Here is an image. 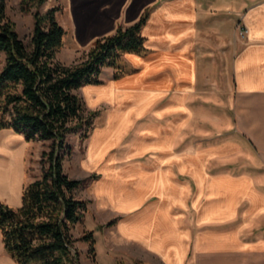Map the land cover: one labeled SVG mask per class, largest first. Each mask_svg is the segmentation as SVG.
I'll return each mask as SVG.
<instances>
[{"label": "crops", "instance_id": "0c3cea01", "mask_svg": "<svg viewBox=\"0 0 264 264\" xmlns=\"http://www.w3.org/2000/svg\"><path fill=\"white\" fill-rule=\"evenodd\" d=\"M68 4L71 21L77 29L76 37L86 44L113 33L121 21L131 24L147 10L153 11L144 33L149 37L147 46L154 54L147 58L133 55L141 67L134 78L107 85H85L93 101L106 96L126 101L132 97L130 89L133 87L138 90L136 96H151L150 102L159 96H205L206 70L211 65L227 77L231 96H239L248 117L251 109L260 107L264 117V0H68ZM239 23L248 30L243 40ZM213 78L217 85V74ZM149 101L135 98L131 108L119 106L113 110L110 124L96 130L92 137L88 166L106 154L113 137L122 134L132 113L140 111ZM159 116L156 110L157 119L148 121L135 143L129 146L131 156L155 153L151 163L139 158L121 162L113 156L105 164L106 177L97 181L94 194L103 209L131 214L120 221L121 234L135 238L142 251L160 255L166 262L185 264L191 250L181 241L172 215L176 195L170 165L175 164L176 159L172 155L163 158L161 151L165 149L170 153L174 139L168 131L161 136ZM18 136L23 137L13 129H0V172H3L0 173V197H10L13 180L18 195L13 207L22 203L27 168L26 141L17 144L14 139ZM16 149L21 155L19 163L14 164L12 160L13 165L11 155ZM235 180L223 174L210 178L207 185L210 193L200 210L205 231L196 238L191 264H264V204L257 206L254 202L253 208L246 210L247 218L262 213V224L241 220L240 189ZM148 196L157 199L147 205ZM257 227L261 228L259 232L244 238L243 228ZM187 228L184 234L190 236ZM171 240H179L180 244L173 246ZM175 253L178 258L171 257ZM0 264H16L5 248L1 228Z\"/></svg>", "mask_w": 264, "mask_h": 264}, {"label": "rangeland", "instance_id": "374dc122", "mask_svg": "<svg viewBox=\"0 0 264 264\" xmlns=\"http://www.w3.org/2000/svg\"><path fill=\"white\" fill-rule=\"evenodd\" d=\"M20 1L8 0V14L16 22L20 35L26 42H29L34 28V14L22 11ZM52 6H60L58 19L66 29L64 45L57 57L69 64L79 61L96 38L88 44L78 40L77 29L71 21L68 0H48L41 10H47ZM152 12L149 13L150 17ZM120 24L126 23L121 21ZM242 26L244 24H238L241 40L247 35L241 32ZM154 52L152 48H149L143 53H126L121 61L123 70L121 75L115 77L114 68L104 67L101 75L103 82L100 85L134 78L141 67L133 55L147 58ZM4 59L5 54L0 52V70ZM206 73L207 84L204 89L207 93L205 96H159L154 102H150L151 96H136L138 90L133 87L130 89L132 97L126 101L121 102L110 96L93 101L86 92L87 87L81 88L80 93L83 95L88 110H100V113L88 137H83L80 133L69 136L68 142L72 146V152L64 161L65 171L71 177L85 181L78 194L91 199L86 219L78 224L75 230V236L78 238L76 245L80 251V264H176L166 262L160 255L142 251L135 238L130 239L123 236L119 223L131 214L103 209L99 197H95L94 194V186L97 181L106 177L104 167L113 156L116 155L121 162L139 158L146 163H151L152 157L156 156L155 153L144 152L131 156L129 146L135 143L148 121L157 119L156 110L160 112L158 121L161 136L168 131L174 139V148H171L170 153L164 151L165 149L161 151L164 152L162 153L163 158L172 155L176 159V163L170 165L175 176L173 192L176 195L172 215L178 224L177 231L181 234V241H185L191 250L189 255H186L185 264H191L195 253L196 238L198 234L205 231L201 223L200 210L210 193L207 187L210 178L221 174L226 177L233 176L236 179L234 183L240 189L241 220L247 222L253 220L262 224V213L252 214L250 218L246 217V210L252 209L254 202L257 206L264 204V117L262 108L251 109L248 117L246 108H242L239 102V96H231V86L226 84L227 77L222 75V70L210 65ZM216 74L218 76L217 85L213 78ZM135 98L137 101L141 99L150 101L140 111L136 110L132 113L122 134L119 137H113L106 154L98 162L88 166L86 164L89 160L88 148L95 131L110 124L111 113L117 107L131 108L135 104ZM23 140L26 141L24 146L27 165L25 187L32 180L40 177L42 152L48 148V142L28 141L24 136L22 138L18 136L15 139L17 144L24 142ZM15 155L12 160L14 164H17L21 152L17 151ZM0 173L3 174V172ZM11 191L10 197L5 196L4 199L0 197V199L9 204L12 202L10 205L14 206L13 203L18 201V195L15 193L16 186L13 180ZM255 192H257L256 201L253 200ZM148 199L146 204L150 205L157 197L151 196ZM185 227H188L190 236H185ZM260 229L258 227L243 228L242 234L246 238L248 235L259 232ZM89 231H93L96 237L95 252L90 250L89 243L84 239ZM171 244L174 246L180 244V241L171 240ZM171 257L178 258L176 253Z\"/></svg>", "mask_w": 264, "mask_h": 264}, {"label": "trees", "instance_id": "16d2710c", "mask_svg": "<svg viewBox=\"0 0 264 264\" xmlns=\"http://www.w3.org/2000/svg\"><path fill=\"white\" fill-rule=\"evenodd\" d=\"M48 0H21L24 12H33L29 42L8 14V0H0V129L10 128L28 141L48 142L42 152V173L23 190L22 203L13 207L0 199V228L5 248L16 264H80L75 230L88 213L90 200L78 195L83 179L71 177L64 161L72 152L68 138L88 137L100 110H88L80 89L100 84L104 67L120 76L126 53L149 48L144 33L150 10L131 24H120L96 38L83 58L65 63L57 54L64 45L65 27L60 6L41 10ZM96 250L93 231L85 234Z\"/></svg>", "mask_w": 264, "mask_h": 264}, {"label": "bare ground", "instance_id": "6f19581e", "mask_svg": "<svg viewBox=\"0 0 264 264\" xmlns=\"http://www.w3.org/2000/svg\"><path fill=\"white\" fill-rule=\"evenodd\" d=\"M100 132H101V131H100ZM97 133H98V132H97ZM98 134H99V133H98ZM98 134H97V135H98ZM17 139H18V138H17ZM14 140H15V139H14ZM0 141L2 142V140H0ZM3 142H4V140H3ZM5 142H6V141H5ZM5 142H4V143H5ZM108 144H109V143H108ZM100 146H101V145H100ZM107 146H108V145H107ZM107 146H106V147H107ZM104 149H106V148H104ZM98 150H99V148H98ZM17 151H18V149H16V150L14 151V154L11 155V162H12L13 157L16 156L15 154H16ZM93 151H94V149H93ZM101 151H102V150H101ZM101 151H99V152H101ZM104 152H105V151H104ZM96 153H97V151H96ZM93 155H95V154H93ZM94 158H96V157H94ZM97 158L99 159V158H101V157H97ZM98 159H97V160H98ZM12 164H13V162H12ZM13 165H14V164H13ZM0 178H2V177H0Z\"/></svg>", "mask_w": 264, "mask_h": 264}, {"label": "built area", "instance_id": "2783aa9c", "mask_svg": "<svg viewBox=\"0 0 264 264\" xmlns=\"http://www.w3.org/2000/svg\"><path fill=\"white\" fill-rule=\"evenodd\" d=\"M247 28L245 27V26H242V28H241V32L243 33V34H246L247 33Z\"/></svg>", "mask_w": 264, "mask_h": 264}]
</instances>
